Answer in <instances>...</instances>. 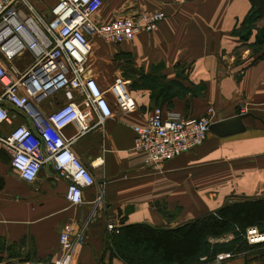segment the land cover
Returning a JSON list of instances; mask_svg holds the SVG:
<instances>
[{
  "label": "crops",
  "instance_id": "1",
  "mask_svg": "<svg viewBox=\"0 0 264 264\" xmlns=\"http://www.w3.org/2000/svg\"><path fill=\"white\" fill-rule=\"evenodd\" d=\"M53 2L48 0L49 7ZM250 9L249 0H102L92 17L97 24L143 13L165 14L155 31L142 32L131 42L94 39L100 59L89 60L93 79L105 90L115 78H122L135 110L124 114L113 108V116L98 124L93 114L90 123L95 127L84 135H78L75 124L61 130L94 180L82 189L79 206L66 201L68 183L51 163L42 165L34 181L22 180L0 141V264L56 261L64 225H72L74 232L84 228L72 264H126L109 250L105 227L110 219L120 229L135 225L173 229L215 210H207V193L218 196L217 208L232 200L264 198V44L255 45L264 18L244 39L241 33ZM31 63L29 52L12 61L20 72ZM0 65L9 63L0 56ZM143 75L151 76L149 82L163 77L165 82L180 81L183 88L195 85L198 94L187 92L160 104L156 99L164 93L142 85ZM55 98L41 102L44 113L57 107ZM82 98L75 94L81 109ZM5 107L12 120L0 126V138L15 126H30L22 114ZM155 107L164 115L174 113L185 119L212 112L214 123L235 117L240 110L245 115L244 130L225 137L209 132L203 145L156 169L133 150V127L145 124ZM192 194L195 199L190 200ZM176 207L179 213L174 220ZM241 256L232 253L227 264H245Z\"/></svg>",
  "mask_w": 264,
  "mask_h": 264
},
{
  "label": "built area",
  "instance_id": "2",
  "mask_svg": "<svg viewBox=\"0 0 264 264\" xmlns=\"http://www.w3.org/2000/svg\"><path fill=\"white\" fill-rule=\"evenodd\" d=\"M55 1L50 9L51 21L46 22L28 0H0V56L9 63L8 67L0 65V126L11 124L12 120L5 105L30 123L15 126L0 141L22 180L34 181L42 165L51 163L59 177L68 183L66 201L79 206L83 203L82 189L92 186L94 180L72 152L71 141L61 136V130L75 124L78 135H84L95 127L90 123L93 114L98 124L113 116V108L124 114L135 110V102L122 78H115L105 90L93 79L88 65L94 39L99 37L114 44L131 42L142 32L155 31L165 14L143 13L97 24L92 17L100 10L102 0ZM23 52L32 55V63L20 72L12 61ZM76 93L83 97V109L75 101ZM54 98L57 107L44 113L41 102ZM214 120L212 112L197 119H185L174 113L164 115L161 108L155 107L145 124L133 127V150L144 156L146 165L161 169L165 163L203 145ZM116 224L112 219L107 222V234L119 233ZM83 233L84 228L74 232L72 225H64L58 235L60 257L48 264H72L73 249L82 242ZM243 237L248 245L264 243V233L256 227L247 228ZM229 256L221 253L213 258L202 256L194 264H223Z\"/></svg>",
  "mask_w": 264,
  "mask_h": 264
},
{
  "label": "trees",
  "instance_id": "3",
  "mask_svg": "<svg viewBox=\"0 0 264 264\" xmlns=\"http://www.w3.org/2000/svg\"><path fill=\"white\" fill-rule=\"evenodd\" d=\"M249 1L251 9L245 19L244 31L241 33L244 39L248 38L254 23L264 18L261 3L257 0ZM256 44L259 46L264 44V29L258 31ZM251 48L254 49V54L259 53L256 46L253 45ZM149 77L151 76L143 75L140 83L157 90L158 94L164 93L165 96L156 99L160 104L187 92L191 95L198 94L189 88H183L178 80L165 82L163 77H154L149 82ZM200 87L204 88V85ZM2 186L3 181L0 179V189ZM250 227H256L264 233V198L226 202L216 210L173 229H155L147 225L123 227L117 235L108 234V246L109 250L126 264H194L202 256L213 258L216 255L207 254L210 250L208 246L210 238L221 237L233 230L244 235L246 229ZM243 240L239 238L232 241L225 248L228 250L226 252L241 251ZM237 243L240 245L234 246ZM248 246L253 248L255 245Z\"/></svg>",
  "mask_w": 264,
  "mask_h": 264
},
{
  "label": "rangeland",
  "instance_id": "4",
  "mask_svg": "<svg viewBox=\"0 0 264 264\" xmlns=\"http://www.w3.org/2000/svg\"><path fill=\"white\" fill-rule=\"evenodd\" d=\"M33 7L35 8V10L38 12V14L46 21V22H50L51 21V14H50V9L55 5L56 1L53 0V6L49 7V3L48 0H28ZM259 3H261L262 6V10H264V0H257ZM96 39H100L99 37H97ZM100 43H104L103 41H101V39L99 40ZM96 41H94L95 43ZM93 43V44H94ZM97 43H95L96 45ZM93 45L90 55H89V60L91 61H97L99 60V53H97V47L99 45ZM95 46V47H94ZM17 58V57H16ZM15 58V59H16ZM17 63L19 61H16ZM195 86V85H194ZM192 86L193 88H189L193 91H196V87ZM195 89V90H194ZM182 94V93H181ZM163 170V169H162ZM196 186L195 184H190V186ZM191 190H194L196 192V188H191ZM190 200H192L191 198L195 199V196L192 194L190 197ZM218 200V196H214L213 194H209L207 193L206 195V207L207 210L208 209H217V205H219V201ZM222 206V205H221ZM214 211V210H213ZM179 213V208H175V212H174V220L176 219V215ZM208 213V212H207ZM242 239L243 240V234L238 233L237 231L233 230L231 232L226 233L225 235L218 237V238H210L208 240V246L210 247L209 253L207 254H229V259H231L232 257V252H226L228 251L227 246L229 244L232 243V241L236 240V239ZM245 240V239H244ZM241 243V251H236L233 252V257L237 256V254H242L241 257L244 258V263L245 264H264V243L262 244H258L255 245L253 248H249L246 240ZM245 242V243H244ZM236 245H240V243L235 244ZM226 260L225 263L223 264H227V262L229 261ZM246 261V262H245Z\"/></svg>",
  "mask_w": 264,
  "mask_h": 264
},
{
  "label": "water",
  "instance_id": "5",
  "mask_svg": "<svg viewBox=\"0 0 264 264\" xmlns=\"http://www.w3.org/2000/svg\"><path fill=\"white\" fill-rule=\"evenodd\" d=\"M244 117L245 115H241L239 110L235 117L212 123L209 131L222 137L242 132L244 130L242 123Z\"/></svg>",
  "mask_w": 264,
  "mask_h": 264
}]
</instances>
